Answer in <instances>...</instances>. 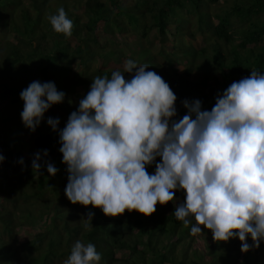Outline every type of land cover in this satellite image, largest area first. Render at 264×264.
Masks as SVG:
<instances>
[{"label": "trees", "instance_id": "1", "mask_svg": "<svg viewBox=\"0 0 264 264\" xmlns=\"http://www.w3.org/2000/svg\"><path fill=\"white\" fill-rule=\"evenodd\" d=\"M52 1H0V154L5 157L0 163V264H63L77 240L95 245L99 264H264V241L242 253L238 238L214 242L203 227V234L192 236L191 225L185 227L173 214L184 202L182 190L148 217L136 211L107 217L91 205L72 204L65 195L68 173L58 131L47 124L49 117L59 118L58 130L63 129L92 79L110 78L117 69L123 73L129 59L147 64V71L169 84L177 96L174 119L187 113L181 103L186 99H199L202 110L211 111L232 82L252 70L264 74V0ZM218 1L223 6L212 12L209 4ZM61 7L73 21L70 38L56 33L48 19ZM153 29L156 40L150 37ZM33 81L54 82L66 94L34 132L20 115V93ZM37 152L42 165L48 161L58 169L55 176L46 167L40 173L32 169ZM147 171L154 174L155 164ZM20 205L24 218L17 220L13 209ZM88 212L94 213L91 222ZM27 219L37 223L34 232L14 243V225ZM85 223L92 227L85 229ZM194 239L201 248L192 244ZM247 242L252 244L250 236ZM124 249L132 256L120 259L116 251Z\"/></svg>", "mask_w": 264, "mask_h": 264}, {"label": "clouds", "instance_id": "2", "mask_svg": "<svg viewBox=\"0 0 264 264\" xmlns=\"http://www.w3.org/2000/svg\"><path fill=\"white\" fill-rule=\"evenodd\" d=\"M48 19L56 33L72 36L73 21L63 7ZM148 67L126 60L123 73L117 69L110 78L92 79L63 129L58 130L59 118L47 119L58 131L67 166V199L99 208L107 217L125 211L148 217L157 204L173 202L182 190L184 202L173 214L185 227L191 225L192 236L203 234V227L214 242L238 238L242 253L258 249L264 241V74L252 70L232 82L217 95L211 111L202 110L199 99L182 101L187 113L177 120V96ZM65 95L54 82H31L20 93L24 126L34 132ZM4 159L0 154V163ZM40 161L37 152L33 170L46 167L50 176L56 175L54 164ZM153 164L150 174L147 167ZM93 216L88 212L86 221ZM101 258L94 244L77 240L63 264H99Z\"/></svg>", "mask_w": 264, "mask_h": 264}, {"label": "rangeland", "instance_id": "3", "mask_svg": "<svg viewBox=\"0 0 264 264\" xmlns=\"http://www.w3.org/2000/svg\"><path fill=\"white\" fill-rule=\"evenodd\" d=\"M0 1L4 2V0H0ZM123 1L124 2H127V1L130 2L131 0H123ZM51 3H53L52 0H51ZM222 6H223V4H222L221 1H218L216 4L215 3L214 4L213 3L209 4V8H210V10L212 12L218 11ZM186 15H187V13H186ZM150 37L153 40H156L157 33H156V31L154 29L150 31ZM199 73H201V72L199 71ZM209 84H213V82L209 81ZM196 85L200 86V84H198V83ZM205 89L211 91L213 89V85L212 86L208 85V86L205 87ZM193 93L195 94V91ZM1 104H2V100H0V105ZM49 114H52V113H49ZM20 135L24 139L27 138V134L24 135L22 131L20 132ZM4 206L5 207H9V205L6 206L5 204H4ZM20 209H21V205L18 208H14L13 209V211H14V213H13L14 219L17 218V220H21V219L24 218V216L21 217V214H18ZM22 213H24V212H22ZM9 215H11V214H9ZM27 221H28V219H27ZM36 224L37 223H34V222L31 223V222L28 221V222L24 223V225H18V226L14 225V227H13V236H12L13 242L15 243L17 240L30 237L32 235V233L34 232V228L36 227ZM191 242H192L193 245H197V246H195L196 248H201V246H202V245H200V243H199V241L197 239H194ZM116 254L121 256L120 259H125V258H129V256H132V254L130 253V251L128 249H124V252H121V250H117ZM164 264H171V263L166 262Z\"/></svg>", "mask_w": 264, "mask_h": 264}]
</instances>
